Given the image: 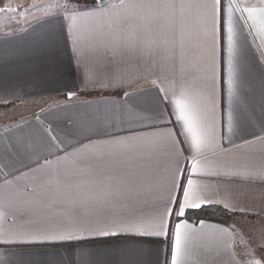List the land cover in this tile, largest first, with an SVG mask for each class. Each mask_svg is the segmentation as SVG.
I'll return each mask as SVG.
<instances>
[{
  "label": "crops",
  "instance_id": "0c3cea01",
  "mask_svg": "<svg viewBox=\"0 0 264 264\" xmlns=\"http://www.w3.org/2000/svg\"><path fill=\"white\" fill-rule=\"evenodd\" d=\"M231 3L230 104L229 0L215 33L213 0H106L65 11L0 0V108L19 112L0 121V264H171L178 223L188 235L183 264H264V255L245 256L237 228L239 219L264 222V34L240 10L264 0ZM74 13L93 15L70 35ZM173 93L186 94L208 126L199 152L161 99ZM230 107L245 113L232 131ZM189 178L197 202L236 213L228 226L184 213L167 217V236L121 231L176 208L172 198L183 194L174 185ZM69 231L71 240L45 239Z\"/></svg>",
  "mask_w": 264,
  "mask_h": 264
},
{
  "label": "snow or ice",
  "instance_id": "6c2138e0",
  "mask_svg": "<svg viewBox=\"0 0 264 264\" xmlns=\"http://www.w3.org/2000/svg\"><path fill=\"white\" fill-rule=\"evenodd\" d=\"M103 0H101V3ZM166 7H175L174 4L165 5ZM129 7H139L137 5H129ZM148 7H154V5H149ZM183 7V5H181ZM222 7L221 0H213L212 4V21H213V33L216 29V20L217 14L220 12ZM228 95L230 104L233 101L236 93V68H235V55H236V45L234 40V28L232 24V9L233 4L229 0L228 4ZM242 12L247 13L245 22L248 20L252 21L250 27L255 28L258 32L264 34V3L261 6H249L247 3L244 4L240 9ZM93 13H74L69 19L71 24L69 26V34H73V30L77 28L80 23L86 21ZM74 43H75V37ZM161 92H164V89H160ZM69 95H72L71 93ZM162 100L167 101L172 106V115L176 117V122L180 125L182 129V134L185 136L186 141L190 139L191 147L194 148L197 152L201 150L203 146L208 142L209 139V129L205 124L199 110L191 103L187 95L181 93L176 95L175 93L169 97L165 94ZM163 110L161 111V115ZM245 116L244 111L241 109L239 111H234L231 107L228 111V130H233L234 122H239ZM172 143L175 144V135L172 132L167 133ZM55 139V137H53ZM199 162L193 161L191 171L195 173L198 169ZM194 181L189 178L186 185L176 183L175 188L182 190V200L179 197H173L171 203L177 205L176 208H168L167 211L163 214H160L157 217H154L152 220L146 223L132 224L125 228H122L121 231H135L140 235H151V236H167L168 234V223L167 217L175 214L180 217L185 213L187 208H199L202 204L210 203L206 200H200L197 202L195 192H194ZM227 207V205H225ZM186 227L180 223L175 225V231L173 236V244L171 250V264H183L184 258L187 253V240L188 235L186 232L182 231V228ZM93 234L99 236H108V235H117L116 232H110L103 228L92 229ZM73 234L71 231L64 234H55L52 236H47L45 239H55V240H71L73 239ZM253 264H262L261 261L256 260Z\"/></svg>",
  "mask_w": 264,
  "mask_h": 264
},
{
  "label": "rangeland",
  "instance_id": "374dc122",
  "mask_svg": "<svg viewBox=\"0 0 264 264\" xmlns=\"http://www.w3.org/2000/svg\"><path fill=\"white\" fill-rule=\"evenodd\" d=\"M25 2L30 3L31 6H42L45 9L46 7H55V9L58 11H65L74 7L80 8L86 6V0H25ZM12 11H14V8L12 9ZM0 15L5 14L2 13ZM12 25L13 24L11 23L9 27L11 28ZM43 103H45L44 98L31 99L27 102H24L22 106H31V108H33ZM8 110L13 109L0 108V121H2L3 119H12L14 116L19 115V112H15L12 115ZM26 111L28 110H22L20 115H22L23 113L27 114L28 112ZM10 116L12 117L10 118ZM237 224L239 238L238 240L241 242V250L245 254V256L250 255L251 257H255V255H260L262 257L264 255V248H262L264 245V222L257 219L246 218L242 220L239 219V222ZM248 250H250V253L248 252Z\"/></svg>",
  "mask_w": 264,
  "mask_h": 264
},
{
  "label": "trees",
  "instance_id": "16d2710c",
  "mask_svg": "<svg viewBox=\"0 0 264 264\" xmlns=\"http://www.w3.org/2000/svg\"><path fill=\"white\" fill-rule=\"evenodd\" d=\"M86 6H92L96 4L95 0H86ZM6 105V104H0ZM185 216L190 221H198L200 219H207L209 221H214L229 225L234 216L235 212L230 211L229 209L219 205V204H206L202 205L199 208L188 209L185 211ZM179 218V217H177Z\"/></svg>",
  "mask_w": 264,
  "mask_h": 264
},
{
  "label": "water",
  "instance_id": "95a60500",
  "mask_svg": "<svg viewBox=\"0 0 264 264\" xmlns=\"http://www.w3.org/2000/svg\"><path fill=\"white\" fill-rule=\"evenodd\" d=\"M97 3H101V0H95ZM106 0H103V2H105ZM102 2V3H103Z\"/></svg>",
  "mask_w": 264,
  "mask_h": 264
}]
</instances>
